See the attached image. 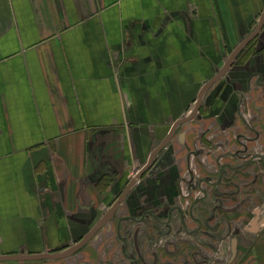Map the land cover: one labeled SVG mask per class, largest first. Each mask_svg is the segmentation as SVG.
Segmentation results:
<instances>
[{
	"label": "crops",
	"instance_id": "crops-1",
	"mask_svg": "<svg viewBox=\"0 0 264 264\" xmlns=\"http://www.w3.org/2000/svg\"><path fill=\"white\" fill-rule=\"evenodd\" d=\"M263 12L264 0H0V256L73 249ZM162 203L191 211L192 230L214 207L238 234L232 264H264V223L251 226L257 208L264 219V25L79 252L0 264L116 260L120 219L166 217ZM210 242L197 233L159 256L196 264Z\"/></svg>",
	"mask_w": 264,
	"mask_h": 264
},
{
	"label": "flooded vegetation",
	"instance_id": "flooded-vegetation-1",
	"mask_svg": "<svg viewBox=\"0 0 264 264\" xmlns=\"http://www.w3.org/2000/svg\"><path fill=\"white\" fill-rule=\"evenodd\" d=\"M203 196L204 198L202 199L205 200L208 195L204 194ZM195 203L197 202L195 201L193 204ZM164 206L165 203L160 204L158 210H161ZM164 208L168 209V214L166 215V217L159 216L157 211H153L151 209L145 210L139 216H123V218L120 219V222L117 226V231L115 235L119 242V248L118 251L116 252L117 259L116 260L113 259L111 261L106 260L103 264H175L174 260H171L170 258L161 261V258L159 256L160 244L164 246L163 250L168 256L173 257L175 255V252L181 251L179 247L180 245L177 246L175 243L164 239L168 237L167 234L165 237H163V241L157 239L153 241L151 244L141 240V238L143 239V237L146 235L145 232H143L146 229H149L150 232H152L153 229L157 230L155 234L153 231V234L155 235V238H159L160 231L157 228L160 227V224L165 225L169 231L170 228L167 225H169L168 223H171V220L173 218L172 216L173 211L174 212L178 211L181 214L182 230L186 232V235L200 233L201 236L204 237L210 235V237L214 240V243L211 242L209 243L210 252H211L210 254L204 253V251L198 248L192 253V257L194 259L198 257V261L196 262V264H222L224 262H226L227 264H232V262H234V260L237 257L238 248L236 250V254L233 255L232 240L235 238L237 239L238 234L233 236H225L223 232L220 230V225L223 222V220L221 219H218L215 225L210 224V219H214V217H216L215 209L212 210L210 214L212 218L210 219L209 216L204 219L203 218L198 219L191 216L196 225L194 230H192L188 228L186 223V217L190 216L191 211L189 210L184 211L177 204H173L172 206H168V207L165 206ZM102 220L103 217L100 220H98V222L91 228V230ZM149 221L152 222L150 225L148 224ZM106 225L104 224L101 228L106 227ZM130 225L132 226L130 227ZM129 228H131V230ZM97 232L82 247H84L88 242H90L92 238L96 236ZM132 232L134 233L137 232L136 235L133 236L134 237L133 241L130 240V234H134ZM208 232H210V234H208ZM84 237L85 235L81 238L80 241H82ZM138 238L140 240H138ZM237 245H238V241H237ZM78 250L75 251L73 254L79 252ZM132 250H134L136 255L133 254ZM181 264H191L190 258L188 259V254H187L186 262Z\"/></svg>",
	"mask_w": 264,
	"mask_h": 264
},
{
	"label": "water",
	"instance_id": "water-1",
	"mask_svg": "<svg viewBox=\"0 0 264 264\" xmlns=\"http://www.w3.org/2000/svg\"><path fill=\"white\" fill-rule=\"evenodd\" d=\"M263 25H264V12H263V15L261 16L260 22L258 23L256 28L253 30V32L247 38H245L242 42H240V44L235 48V50L232 52L230 57L226 60L224 66L219 71V73L215 77H213L203 87V89L201 90V93H200L199 101H198L194 111L189 116L182 118V119H179L175 122L174 126L172 127V129H171L170 133L168 134V136L166 137V139L152 151V153L150 154L149 159H148L147 163L145 164V166L131 179L130 183L127 185V187L124 189V191L121 193L119 198L116 200V202L113 204V206L109 210L107 216L105 218H103V220L101 222H99V224H97L89 233H87L82 241H80L76 246H74L73 249H71L70 251L64 252V253L3 255V256H0V261L34 260V259H43V258H60V257L69 256V255L73 254L75 251H77L78 249H80L104 224L107 223V221H109L111 219V217L114 215V213L116 212V210L119 207V205L121 204V202L124 200L125 196L129 192V190L142 178V176L145 174V172H147V170L151 167L152 162L154 161L157 154L169 143V141L171 140V138L173 136L174 129L179 124H181L183 121L188 120L189 118H191L195 114V112L197 111V109L201 105L202 96H203L204 92L209 87H211L216 81H218L221 77H223V75L229 69V67L231 66V64L235 60V58L238 56V54L258 34V32L263 27ZM260 213H261V208H257L255 210L256 215L251 222V226L253 228H255L256 230H258L259 225L264 223V219H260ZM236 250H237V239L235 238L232 240L233 255L236 254Z\"/></svg>",
	"mask_w": 264,
	"mask_h": 264
},
{
	"label": "rangeland",
	"instance_id": "rangeland-1",
	"mask_svg": "<svg viewBox=\"0 0 264 264\" xmlns=\"http://www.w3.org/2000/svg\"><path fill=\"white\" fill-rule=\"evenodd\" d=\"M215 181V180H214ZM195 187H197V186H195ZM213 187V186H212ZM237 188V187H236ZM214 189V188H213ZM202 193V192H201ZM200 196H202V198H204V196H203V194H201ZM199 196V197H200ZM196 202L197 203H199V201L198 200H196ZM243 204V203H242ZM181 206V205H180ZM182 207V206H181ZM214 208V207H213ZM213 208L211 209V210H209V212H208V216H209V219L210 218H212L211 216H210V214H211V212H212V210H213ZM201 213H203V214H207V212L205 213L204 211H202ZM177 214V215H176ZM176 214H174V211H173V214H172V216H173V218H172V220L171 221H173L174 222V219L177 221V223L179 224V225H177V229H178V226H179V232L177 231V233H174L173 234V240L172 241H174L173 243H175L177 246H179L180 244H182L185 240H189V239H191V237H194V236H196V234H192L190 237L189 236H187L186 234H184V232H183V230H182V225H181V214L177 211V213ZM175 215V216H174ZM207 216V217H208ZM198 218V217H197ZM204 218H206L205 216H203V219ZM198 219H200V218H198ZM218 219H220L219 217L217 218V217H214V219H210V224L211 225H215L216 223H217V220ZM226 220V218H221V220ZM173 222H171V223H168L169 225H167L170 229H169V231H168V229H167V227L165 226V225H162V224H160V227H158L157 229L160 231V237L159 238H155V233L157 232V230H155V229H153V231H154V234H153V231L152 232H150L149 231V229H146L145 231H143V232H145V236L143 237V239L141 238V240H143V241H146L147 243H149V244H151L153 241H155V240H157V239H159L160 241H163V237H165L166 236V234H167V236H169V233H167V232H171L172 230H173ZM152 222H150L149 221V225L151 224ZM247 222H245V224H246ZM231 223H227V222H225V225H224V228L225 227H227L228 225H230ZM132 225H130V227H131ZM246 226H249V225H246ZM230 227H231V225H230ZM130 230H131V228H129ZM128 229V230H129ZM240 229V228H239ZM225 231H226V233H227V235H229V233L230 232H227V230L226 229H224ZM132 233H134V232H132ZM136 233L137 232H135L134 234H130V240L131 241H133V239H134V237L133 236H135L136 235ZM208 234H210V232H208ZM141 237V236H140ZM139 237V238H140ZM138 238V240H140ZM168 237H166V238H164L165 240H168L167 239ZM169 240H171V237L169 238ZM133 251V254L134 255H136V253L134 252V250H132Z\"/></svg>",
	"mask_w": 264,
	"mask_h": 264
}]
</instances>
